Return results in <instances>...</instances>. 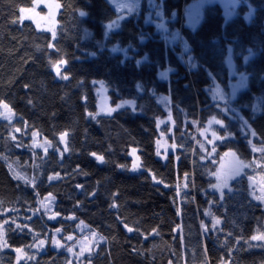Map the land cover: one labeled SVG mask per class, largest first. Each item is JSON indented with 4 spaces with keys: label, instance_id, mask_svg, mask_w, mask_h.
Here are the masks:
<instances>
[{
    "label": "trees",
    "instance_id": "obj_1",
    "mask_svg": "<svg viewBox=\"0 0 264 264\" xmlns=\"http://www.w3.org/2000/svg\"><path fill=\"white\" fill-rule=\"evenodd\" d=\"M57 1L52 39L21 19L34 0H0V104L18 116L0 122L3 262L16 264L14 250L22 249L28 258L19 264H72L69 247L51 244L61 230L62 240L73 236L69 245H81L85 231L103 237L86 256L90 264H264V247L248 243L264 235L251 178L233 181L222 199L210 189L227 152L249 163L261 157L252 144L264 146V0H240L230 18L220 3L206 4L194 27L185 24L193 0H157L162 31L147 20L149 0L134 13L118 12L110 0ZM118 18L119 29L107 33ZM174 32L186 51L170 43ZM242 73L245 88L226 102L214 98L217 85L230 94ZM99 84L110 105L134 104L99 114ZM211 119L222 123L213 145L199 133ZM35 131L52 144L46 155L31 144ZM162 133L176 146L166 159L157 155Z\"/></svg>",
    "mask_w": 264,
    "mask_h": 264
},
{
    "label": "rangeland",
    "instance_id": "obj_2",
    "mask_svg": "<svg viewBox=\"0 0 264 264\" xmlns=\"http://www.w3.org/2000/svg\"><path fill=\"white\" fill-rule=\"evenodd\" d=\"M141 1L142 0H110L112 3L113 7L120 13L122 12H128V13H134L138 12L141 9ZM237 0H193L187 7H186V12H185V18H196V16L202 11V7L206 4L209 3H220L225 11V15L227 18H230V12H233V16L236 13V9L238 4L240 3V0H238V4H236ZM150 5V14L147 15V20L150 22H154V24L162 31V30H167L165 21L162 19V13L159 8V4L157 0H149ZM22 9H26L27 11H22ZM21 9V19H30L34 21L36 26L43 31H47L51 34L52 39H55L57 36V27H58V13L61 9V4L57 0H34L33 6L32 7H23ZM254 14V8L250 7L249 11L246 13L245 17L248 21L251 20V17ZM201 15V14H200ZM120 22L121 19L118 18L112 22H109L106 24V32L109 33L110 31L117 30L120 27ZM54 33V34H53ZM169 38L170 43H175V42H181L182 49L183 51H186V45L184 41L181 39L179 32H174L173 34L167 36ZM228 63L231 68V73L234 75L238 74L232 64L231 61V54L229 53L228 56ZM59 70L60 67H57ZM164 76V75H163ZM247 83V74L242 73L240 74V77H237L235 80L231 82V91L230 94L225 92L220 86H216L214 88V98L218 101L221 102H226L228 99H232L236 93L240 90L246 87ZM98 110L97 112L99 114H110L113 113L115 110L126 107V106H132L134 104V101L130 100H121L119 101L115 106H112L109 104L108 98H107V93H106V88L104 85L99 84L98 87ZM168 95H160L158 98L159 100L163 101L164 98H168ZM6 105L5 103H3ZM9 108V107H8ZM10 109V108H9ZM111 109V111H108ZM0 111H6V109L0 107ZM12 119L8 120L4 116H0V122L1 121H7V122H14L16 119H18V116L12 111ZM168 122V121H167ZM164 125L165 121L160 120V125ZM222 125V123L216 119H211L205 127L201 128L199 130V133L201 137L210 145L215 144L217 141L221 140L220 135L216 132V127ZM67 135L63 134L62 138L63 140H66ZM32 138V145L35 149L41 150L44 155L48 153L52 149V144L45 138H43L38 132H33L31 134ZM35 141V145H34ZM252 148L254 152L259 154L261 157L254 159L251 163L245 162L241 160L235 153L233 152H227L224 154V156L221 159V162L219 164L218 170L221 169V164L223 163L225 165V168H227L231 163H234L235 161H240L243 163L244 167L243 170L239 173V175L234 176L231 180L228 182V187L223 189V194L226 191H231L232 190V182L243 177V176H248V178L254 179V186L249 190V195L252 198V200L261 203L264 205V199H257V197H260L264 195V146H256L252 144ZM46 149V150H45ZM135 149V152L133 153V150ZM176 149V146L174 144H171L168 140V136L164 133L161 134V137L159 138L157 142V155L161 159H166L168 154L170 152H173ZM59 155L62 157V152L60 150H57ZM130 155L133 159V163L137 162L138 167L133 169V171H138L142 169L140 157L138 150L136 148L131 149ZM139 157V160L136 161V158ZM215 172V173H216ZM60 176H51V180H56L59 179ZM215 178V183H217V177L214 175ZM213 184V185H214ZM210 189L217 194L221 195L220 191L214 187H210ZM49 207L47 208V214L49 218H55V216L51 213L52 207L48 205ZM208 217L212 220V223L214 220L219 221V223H216L213 225L214 227L219 228L221 225V220L218 218L214 217L210 211H208ZM7 223H0V226H2L3 230V240H4V246L0 247V264H5L2 260V251L8 249V245L6 242V237H5V227ZM61 235V230L55 231L53 233V238L51 240V244L53 239L59 241V246L65 245L71 249L70 254H72V264H90L89 261L86 260V256L91 253L92 251L96 250L100 243L103 241L101 239L102 236L98 235L96 232H91V231H85V237L86 239L83 241H87L86 244V249L82 254H81V247L82 245L77 244H72L69 245L68 241L73 239V236H68L71 237V239H68V237H65V240H62L60 238ZM256 239H251L248 241L250 246L253 247H264V239H261L260 237H264L263 234H258ZM43 241V244L41 245H46L50 241L49 238L41 240ZM36 245H34L35 248ZM17 259H16V264H19L21 261H24L25 259L28 258V254L25 250H19L16 251ZM36 255V254H35Z\"/></svg>",
    "mask_w": 264,
    "mask_h": 264
},
{
    "label": "snow or ice",
    "instance_id": "obj_3",
    "mask_svg": "<svg viewBox=\"0 0 264 264\" xmlns=\"http://www.w3.org/2000/svg\"><path fill=\"white\" fill-rule=\"evenodd\" d=\"M22 11H27L26 9H22ZM54 34V33H53ZM57 71H59L57 69ZM0 107L6 109V111H0V116H4L6 117L8 120L12 119V112L11 109L8 108L7 105L4 104H0ZM108 111H111V109H109ZM34 145H35V141H34ZM46 150V149H45ZM135 152V149L133 150V153ZM95 155V154H93ZM99 160H103V157H98ZM139 160V157L136 158V161ZM133 169L138 167V163L134 162L132 165ZM243 163L240 161H235L234 163H231L227 168H225V165L222 163L221 164V169L218 170L216 173H214V175L217 177V183L214 185H211L212 187L218 189L221 193V199L223 198V189L228 187V182L229 180H231L234 176L239 175V173L243 170ZM20 179H24L25 182L27 183V179L25 177H20ZM257 199H264V195L257 197ZM45 208H48V205H43ZM216 223H219V221L214 220L213 221V225H215ZM17 227L19 228V225H17ZM22 230V229H21ZM59 231V230H57ZM257 237H253V239H256ZM261 239H264V237H260ZM68 239H71V237H68ZM101 239H103V237H101ZM52 243L54 245L59 246V241L53 239ZM82 247H81V254L87 250L86 249V244L87 241H81L80 242ZM41 244H43V241H41ZM4 246V240H3V230H2V226H0V247ZM19 251V250H16ZM69 251H71V249H69Z\"/></svg>",
    "mask_w": 264,
    "mask_h": 264
},
{
    "label": "crops",
    "instance_id": "obj_4",
    "mask_svg": "<svg viewBox=\"0 0 264 264\" xmlns=\"http://www.w3.org/2000/svg\"><path fill=\"white\" fill-rule=\"evenodd\" d=\"M236 4H238V0L236 1ZM201 12L196 16V18H185V24L187 26H190V27H194L196 26L199 22H200V19H201ZM230 16L232 17L233 16V12H230L229 13Z\"/></svg>",
    "mask_w": 264,
    "mask_h": 264
},
{
    "label": "water",
    "instance_id": "obj_5",
    "mask_svg": "<svg viewBox=\"0 0 264 264\" xmlns=\"http://www.w3.org/2000/svg\"><path fill=\"white\" fill-rule=\"evenodd\" d=\"M249 184H250V188L254 186V180L252 178L249 180Z\"/></svg>",
    "mask_w": 264,
    "mask_h": 264
}]
</instances>
